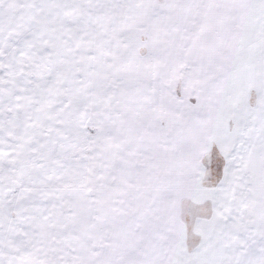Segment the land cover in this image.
Masks as SVG:
<instances>
[{"label": "snow or ice", "instance_id": "6c2138e0", "mask_svg": "<svg viewBox=\"0 0 264 264\" xmlns=\"http://www.w3.org/2000/svg\"><path fill=\"white\" fill-rule=\"evenodd\" d=\"M0 264H264V0H0Z\"/></svg>", "mask_w": 264, "mask_h": 264}]
</instances>
